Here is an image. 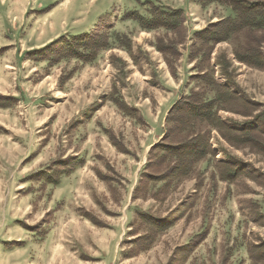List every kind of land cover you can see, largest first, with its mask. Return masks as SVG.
Listing matches in <instances>:
<instances>
[{
	"label": "rangeland",
	"instance_id": "rangeland-1",
	"mask_svg": "<svg viewBox=\"0 0 264 264\" xmlns=\"http://www.w3.org/2000/svg\"><path fill=\"white\" fill-rule=\"evenodd\" d=\"M162 2L184 7L189 38L199 20L232 14L221 2L201 13L193 0ZM137 7L146 16L148 6ZM128 9L124 0H0V97L11 98L0 99L9 105L0 107V264H264V193L257 185L264 134L255 153L229 148L213 133L217 151L252 166L233 182L220 179L215 163L226 157L217 153L180 182H156L155 171L145 170L149 151L164 136L172 105L196 87L190 78L199 60L186 66L188 43L180 48L184 65L180 58L172 75L152 46L165 31L141 36L137 23L138 29L132 20L121 22ZM99 21L110 46L93 63L50 66L28 58L61 36L89 33ZM116 32L131 41V54L114 42ZM234 67L241 90L264 105V71ZM113 86L143 124L109 101ZM42 171L49 178L38 181Z\"/></svg>",
	"mask_w": 264,
	"mask_h": 264
},
{
	"label": "trees",
	"instance_id": "trees-1",
	"mask_svg": "<svg viewBox=\"0 0 264 264\" xmlns=\"http://www.w3.org/2000/svg\"><path fill=\"white\" fill-rule=\"evenodd\" d=\"M214 2L226 5L233 15L209 24L201 31L193 32L192 38L188 36L186 18L180 10L149 3L146 4L148 18L137 12L124 16L125 20H132L144 31H165L164 36L154 41V48L163 56L172 75L175 73L174 64L182 57L180 48L188 43V61L191 63L199 60L198 65L193 68L195 74L190 78L196 87L172 105L166 118V132L148 154L145 170L153 169L156 174L151 177L166 185L188 178L196 164L215 158L217 152L226 157L225 160L215 163L219 166V177L222 181L233 182L244 173V167H252L242 160L230 158L222 148L218 151L214 149L211 142L213 133L229 148H248L255 153H261L258 146L260 137L264 134V105L255 102L241 90L235 80L234 62L253 70L264 71V1L209 0L207 4ZM101 23L99 21L85 35L61 36L44 48L28 52L27 56L32 61L47 62L50 66L63 60H74L82 65L91 64L110 46V36L104 33ZM114 42H121L120 47L132 53L131 41L125 34L115 33ZM222 44L228 47L216 50ZM112 88L109 101L122 114L132 118L137 124H143L138 111L123 102L117 96L116 88ZM0 99L9 101L11 98ZM97 105L98 103L91 105L83 115L91 117ZM8 106L0 104L1 108ZM219 112L255 120L239 124L232 119L222 120ZM107 133L114 147L124 151V146L118 143L120 140L113 132ZM76 160L74 156L68 157V161L72 163ZM46 175L49 174L42 171L36 177L38 181H42L49 178ZM260 180L257 185L264 186V178L261 182ZM51 183L48 181V184ZM167 221L165 219L161 222Z\"/></svg>",
	"mask_w": 264,
	"mask_h": 264
},
{
	"label": "crops",
	"instance_id": "crops-1",
	"mask_svg": "<svg viewBox=\"0 0 264 264\" xmlns=\"http://www.w3.org/2000/svg\"><path fill=\"white\" fill-rule=\"evenodd\" d=\"M194 1V7H193V9H195V10H197V11H199V13H201L202 11L204 12V11H206V10H208L207 8L209 7V6H211V5H213L214 3H211V4H205L204 2H200V0H193ZM138 2V3H137ZM137 3V4H136ZM149 3H152V4H155V5H158V6H160V7H164V8H169V9H171V10H180V11H182L183 13H184V15H185V18H186V22H185V27L187 26V24H188V13H186V10L184 9V7L182 8V7H175V8H173L171 5H169L168 3H166V4H164L163 2H162V0H143V1H138V0H136V1H134V0H124V4L125 5H127L128 7H129V9H128V11L126 12V13H128V12H134V11H136L137 13L140 11V7L138 8L137 6L138 5H140V6H143V5H145L146 6V4H149ZM170 3V2H169ZM230 10V9H229ZM231 12V11H230ZM232 13V12H231ZM141 15V14H140ZM144 15H146L145 17L146 18H148V15L146 14V11H144ZM233 14H231L230 15V13H229V15H227L226 17H222V18H216V16H214V17H209V19H207V21H202V20H199L198 21V19L197 18H192L191 19V21H198L195 25H197V27H193V29H197V31H201V30H203V29H205L209 24H212V23H216V22H218V21H220V20H222V19H224V18H227V17H231ZM143 16V15H142ZM191 16V15H190ZM195 16L196 17H199V18H201L200 17V15L198 14V13H196L195 14ZM125 21H128V20H125L124 18L123 19H121V22L123 23V22H125ZM129 22H131V21H129ZM133 22V21H132ZM130 25H132V26H134V27H138L137 25H136V23H134L133 22V24H130ZM138 29V28H137ZM187 29V28H186ZM139 31V34L141 35V36H143V35H145V36H148V34L149 33H154V31H150V32H148V31H144V30H138ZM155 32H157V31H155ZM116 33H118V32H116ZM187 33H189V31L187 32ZM121 34V33H120ZM155 35V34H154ZM54 37H56V36H54ZM53 37V38H54ZM52 38V39H53ZM52 39H50V40H48V42H52L53 40ZM47 42V43H48ZM225 45V44H224ZM153 49L155 50V48H154V41H153ZM220 45H218L217 47H219ZM217 47H216V49H217ZM156 51V50H155ZM156 53H158L157 51H156ZM159 55H160V57L162 58V60L164 59L163 58V56L160 54V53H158ZM182 55H183V53H182ZM186 59V66L187 67H192V64L188 61V59L187 58H185ZM163 62H164V64H165V60H163ZM181 65V67H183V65H184V62H185V60H184V58L183 57H181V59L178 61ZM234 65L236 66V67H241L242 68V70H244V71H247V70H252V69H250V68H248V67H246V66H244V65H242V64H239V63H237V62H234ZM240 72V71H239ZM241 73V72H240ZM239 77V76H238ZM213 148H215V145H213ZM216 149V148H215ZM217 155H220L219 154V152H217ZM258 187H259V190L262 192V193H264V186H262V185H258ZM260 206H263V205H261V203H260ZM262 213L264 212V210L262 209V211H261ZM260 228H264V223L262 224V225H260L259 226ZM261 247H262V245H260ZM262 254L264 255V251L262 252Z\"/></svg>",
	"mask_w": 264,
	"mask_h": 264
}]
</instances>
